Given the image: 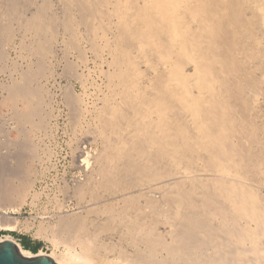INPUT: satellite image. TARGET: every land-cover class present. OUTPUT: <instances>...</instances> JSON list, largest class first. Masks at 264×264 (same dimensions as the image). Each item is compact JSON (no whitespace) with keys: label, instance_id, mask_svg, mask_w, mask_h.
Returning a JSON list of instances; mask_svg holds the SVG:
<instances>
[{"label":"bare ground","instance_id":"bare-ground-1","mask_svg":"<svg viewBox=\"0 0 264 264\" xmlns=\"http://www.w3.org/2000/svg\"><path fill=\"white\" fill-rule=\"evenodd\" d=\"M22 1L12 0L10 4L9 2H3V6H6V11L18 13L20 7L24 6L21 5ZM64 1L72 2V0ZM73 1L76 8L73 9H75L78 13L76 19L80 23L79 25H85L91 34H95V37L98 40L99 37H97V34L98 32H101V29L99 30V27L95 23V19L98 16L104 17L105 15L109 14L106 11L108 10L107 6L105 7V5L109 4V2L105 3V1L103 0ZM24 2L26 3V6H24V11L26 7V11L30 10L31 12L30 16L26 19V24L28 26L26 28L34 29L35 35L45 40L44 43L37 44L36 48L39 54L44 57H48V55L52 53V42L56 38V34L58 33V21L55 20L53 16H49L46 13L48 12L47 8L50 5L48 4L49 2L43 1L39 3V1L37 0H25ZM70 2L69 4L71 5ZM244 2L245 3H242L238 0H145V4L142 6H138L137 8L136 5L134 6L135 3L133 0H127V3L125 1V6H127V9L125 10L126 12L121 8L120 4L116 5V8L113 10L114 12H112L119 13L124 16V21L122 24L123 34H119L120 36H122V42H120L122 45L115 43V46H113V49L115 48V57L114 62L112 61V64L114 63L113 65L115 66V70L113 68L114 73L110 76L116 79L115 81L119 83L121 91L125 98L124 100L127 108L126 111L124 109L118 110L119 112H116L117 109L112 108L111 104H109L106 105L104 109H102L100 114H98L102 126L101 129H99L102 135L107 140L106 150L104 151L108 152L109 154L105 155V159H108L109 157L115 159V156L119 159L120 157H125V155L128 154V151H125V145H121L122 139H110L108 134L110 131H112V133H114L115 131L119 133L120 129H115L116 121L120 119H127L130 114L135 115L140 113V116L144 118L143 121L149 124L150 130L152 131V136L145 138L148 141L146 143H149V145H156L157 148L155 149L154 155L157 160H165H161L160 166L156 168L157 171L151 168L154 171H152V181L165 177L166 174H164L163 170L165 169L166 165H171L172 168V166L177 167V165L181 162L190 163L189 159L192 157V154L196 153L197 148L201 147V145V148H203L205 152L208 153V160L212 165H209L211 170L223 171L226 169L227 166L222 163V161H217L220 155H217L214 151L218 150L219 152H227L225 151V146H228L227 150H230L232 148L226 144V139L227 137H230L232 130L234 131V124H229L233 121L231 110L234 106L227 99L228 97H225L222 94L227 93L229 90H232L233 85V91H236V97L239 99L244 98L243 102L246 104V108H248L250 107L252 100H254V96L257 95L256 90L258 89L256 87L258 85L256 84L258 82L256 80L257 78L255 77V75H251L249 70H246L244 72L246 78L239 79L235 82V84H229L228 80H224L225 78H223V80L221 78L220 80V78L217 77L216 71L219 70L220 74H227V76H230L229 79L232 80L231 78L233 75H235L234 73L241 72L243 69L239 63L240 59L238 58V56L235 54H228L225 50L227 45L235 39V31H237H230L226 25L230 23L234 28L236 27L237 29H241L245 38L251 37L259 41V37H264V0H245ZM122 3L124 2L122 1ZM32 8H35L34 11L31 10ZM71 10L72 8L70 9L69 6L67 10L69 16L68 19L65 18L66 23L64 24V28L74 34L76 33L75 29H73L74 21H76V19H74L75 15L74 13V16L72 15ZM4 11L3 13L2 11H0V17L2 14H7L6 12L4 13ZM108 11L110 12V10ZM247 11L250 12L248 13ZM187 14L192 18L194 17L195 21L196 19H198L197 21L199 26H204V29H202L203 27L200 26L202 27L201 30H204L202 31L204 35L198 36V33L195 32L194 34H197V37H195V35L194 37L190 35V31L192 30V28H190L189 23L185 19V15ZM1 18L5 17L3 16ZM99 19H101V17H99ZM105 19L106 18H104V20ZM2 20L0 19V22ZM138 22H140L139 26L137 24ZM141 25H143V27ZM11 27L10 25L4 26L2 23H0V59L4 58L2 53V50L4 49L3 44L6 45L5 41H7L8 43V41H11V39L13 38L14 33ZM155 28H158L160 31H162L161 29H163L170 35L175 34L176 38L173 40L177 41V43L174 41L177 45L171 47L172 50L170 49L173 54H168V52L166 54V57H171L172 61L174 62H171L169 64L170 66L169 68H167V72L160 73L156 78V81L154 83L155 92L148 91L151 94L149 93L148 95V93L145 92L147 93L146 95L145 93L141 92V85L138 81V75L139 73H141L139 62H137V58H135L134 56V58L130 56L129 51L140 45L141 47L139 46V49L142 48V53L143 51L145 53L144 49L147 48V46H151L152 43L156 41L157 34H155ZM193 31H191V33H193ZM94 34H92V36ZM100 34L102 35V33ZM104 34H106V32ZM95 37H92L93 42L97 41L94 39ZM97 45L94 44V46L96 47L94 49L95 51H100V49H98L100 48L99 44ZM111 49L109 47V50ZM160 53L159 56L162 57ZM164 53L165 52L163 51V54ZM112 56H114V54ZM255 56L259 59V61H262L264 59V51L260 50L258 54H255ZM173 57H176V59H174ZM162 58L164 59V57ZM40 61L38 63V67L36 64L37 74L38 77H41L42 75L41 78H43V74L48 69L45 68V61L43 60V57L42 61ZM190 63L193 65L191 73L189 71L190 69L188 68V64ZM74 65L68 64L67 71L73 72ZM261 66H263V62H261ZM31 69L29 71L30 73L28 72V74H26L25 72L26 76L25 78L22 77L24 80L20 79L21 81L23 80L21 83L16 82L17 84L15 83L13 86L11 85L8 88L7 92L9 94V98H11L10 100H13L12 102H18L20 100L26 107L25 111H23L22 108L23 112H16L17 119L22 127H25L24 124L26 123H33L36 117L40 116L42 120L44 118L40 115L41 107L39 108L40 104H38V100L40 98L39 95H43V92L42 94H40L43 89L41 90L40 87L35 88L36 85H34L35 87H32L31 82H35V79L37 78H34L36 73L34 74V76L32 75V72H36V69H33L34 71L32 70V72ZM32 78L35 81H33ZM259 79V84H264V79ZM150 86L153 85L151 84ZM191 86H194L196 89H199L201 91L205 90L212 93V99L207 97L210 101H207L208 104L205 109V105L203 103L204 100L202 101V99L205 98H203L202 96L193 97L195 93H193L194 95L192 94L193 90L191 89H193V87ZM259 89L262 88L260 87ZM197 91L198 90H196V92ZM198 93L199 91L197 92V94ZM218 93H221L222 96H219ZM206 95H209V93ZM36 97H39L37 98L38 100L36 99ZM66 99L68 105L73 110H75L77 107L76 104L78 102L76 100V97L68 93ZM190 99L192 101V104H194L195 106H193V109L196 108V113L193 110V114L195 113L194 117H196L193 123V130H196L198 137H200L201 143L199 138L194 136L192 128L187 125L188 123L190 124V122L187 121L186 115L181 113L185 111L184 109L187 108V105H189V107L191 108V102L189 101ZM78 103H80V101ZM10 107L15 108L14 105H11ZM216 108H219L220 111H216ZM213 109L215 110L214 113ZM221 110L222 114L219 115V112H221ZM109 113H112V116H109ZM152 113H156L157 117L152 118ZM189 113L191 115V112ZM140 124L144 123L136 121L134 124L137 134H140ZM36 126L40 127L41 125ZM257 130L258 128H255L254 124L250 126L248 131L250 132V134L248 135L251 140L254 139V141H257ZM252 131H254L255 135L252 133ZM51 135L53 136V134ZM11 147L13 150H15V152L12 151L13 155L11 156L14 160H16V162L14 161L15 164L17 163L15 167H12L11 165L13 169L11 167L9 169L8 162H10V158L9 160H7L8 157H5L3 161L0 160V209L4 210V213L0 215V220L4 227L12 230L17 228L19 221L16 217L10 216L5 212L8 209L19 210L23 207V205H25V203H27L26 201L30 197L35 201L37 200L35 199L37 198V192L32 193L34 191V186L36 185L38 177V173L36 172L37 169H34V165L38 162L40 163L41 160L40 158L38 159L39 155L37 156V154L34 153L35 148L32 149L27 139L19 143L15 141V144L13 143ZM48 148L49 147H47V149ZM26 151H28L29 153ZM249 151L250 154L248 155L246 160H244L245 158L243 154H241L242 156L239 155L238 158L236 157V159H234L236 165L239 166V163L242 162L244 163V165L246 164L248 166L247 168H251L252 171L254 170L256 171V173H263L264 144H259L256 149H253L251 147ZM229 152L230 153L227 154L232 153L231 151ZM101 153L100 155H98L100 157L97 159L102 158ZM49 154L50 153H48V157ZM104 154L106 153H103V155ZM102 160L104 159L102 158L101 160H97L100 161V163L98 164L99 166L96 165L97 167H99H96V173L103 177L102 181L99 182V184L97 183L98 185L95 186V183V185L92 184L94 178H91L93 180L92 182H90L91 180L89 182L92 185H89V187H86V185H77L73 191V196H76L79 201H82V199L86 198L87 196H91V199L93 200H98L101 199L100 196L103 199V195L107 193V198H104L103 200H108V198L110 197V201H112V203H108L107 205L102 206L101 203V207L96 206V210L94 208L91 212L89 209L86 210L85 208H83L84 210H82L84 211V213L83 211L82 213H80L81 209L79 208V213L59 215L57 218L58 220L56 221V223L54 222V225L47 224L46 226V224L43 223L45 226H39L40 229L37 233V236L42 237L52 243V246L54 247L53 256L56 263L169 264V261L171 262V264H264V242L261 241L264 240L262 238L264 236V198L260 199L261 195H258V193H256L255 191H249L248 188H246L248 190L244 189L245 186L242 191L239 190V187L236 188L235 186H233V188L235 190L237 189V191L239 192L233 194V191H230L232 190V187L224 183L219 187L218 195L221 194L225 196L230 203L229 206L220 205L218 201L214 200V197L212 196L214 194L211 193L209 194L194 192L196 195H200L201 197V200L196 201L194 199L195 194H182L174 191L172 188L170 197L174 196L176 199H174L175 202L166 210L167 213L164 212L167 215L166 217H168V219L175 222L176 229L174 235H172V243H169L164 239H159V232L156 233L155 229L147 230V226L140 223V220L137 219L133 221L132 224L125 225L124 234V230L122 231V235H124V239L127 241V243L130 242V246H134V249L136 248L134 253L130 254L128 250L126 248H123L122 246L120 248L119 243H106L104 239L106 237L105 235H109V233L113 232V220L115 221V218H119V216L121 215H127L130 209L134 210V208L136 207L135 203L133 204L131 202V200L135 196L133 195V192L129 191L133 190V187L137 183H135L134 177L128 176L127 178L125 169L116 168L114 170L113 166L109 167L106 161L105 163H103L104 161ZM159 160L157 161V163L159 162ZM95 161L92 162L94 163ZM182 165L185 164L183 163ZM231 166L229 167L231 168ZM234 167L235 166H233L232 168ZM179 168L181 169V166ZM174 169L172 171L173 173ZM176 169L178 170V167ZM222 173L226 174V172L224 171ZM229 173L227 174L228 176L233 175L231 173V175H229ZM88 178L89 177L87 175V179ZM87 179L86 181H88ZM146 179L140 178V186L143 182H145ZM227 184H230V182L228 181ZM216 190L218 189L216 188ZM67 191L69 192V189ZM101 192L104 194H102ZM116 195H119V198H121L122 201L126 203L124 205V208L123 206L121 207V209L117 208V215L111 214L112 210L109 207L113 206V202L116 199L114 200L112 197H115ZM150 197V200L152 201V199L154 198H152V196ZM94 203L92 206L95 205ZM62 204L64 205V203ZM130 204H133L134 206H131ZM96 211L100 212V216L104 214L106 217L103 216L102 219L100 218L99 220H97L99 216L97 217L95 215L97 217H95V219L91 216V213ZM216 219L219 220L222 224V227L219 229L224 234V237L220 236V234L218 233L219 230L211 224V222ZM50 221L47 222L49 223ZM243 221H245L246 223H243ZM253 223H256V228L252 227L254 226L252 225ZM131 229H133V231ZM222 239L224 242L220 243V240ZM0 240L12 241L17 244L20 252L24 256L31 255L26 250H23L21 246L15 241V239L10 235L4 236L3 238H0ZM123 243H125V241H123ZM209 244L214 245L213 249L215 251V254L209 256L207 262L201 259L196 254V251L206 248L207 246H209ZM116 248H120L121 256L119 258H122L120 259L122 261L115 260L118 256H114L115 259L113 260L108 257L109 254H107V251L115 250V252L117 253ZM163 252H166L167 257L172 258V260L170 261L168 260V258L162 257L161 253ZM249 253L252 254L254 258L248 259L247 256L250 257L248 255Z\"/></svg>","mask_w":264,"mask_h":264},{"label":"rangeland","instance_id":"rangeland-1","mask_svg":"<svg viewBox=\"0 0 264 264\" xmlns=\"http://www.w3.org/2000/svg\"><path fill=\"white\" fill-rule=\"evenodd\" d=\"M11 1L0 0L1 3L0 11H2L3 13V11L5 10L4 13L6 12L8 14V15L7 14L1 15V17L4 16L5 18L0 17V19L1 20L4 19L5 21L2 20L0 23H2L4 26L7 25L8 26L10 25V27L13 26L11 27V29L14 33L11 41H8V43L7 41H5L6 45L3 44L4 52L2 50V53L4 58L0 59V160L3 161L5 157H8L7 160H9L10 158L9 160L10 162H8L9 169L11 165L12 167H15V165L17 164V163L15 164L16 160H14L11 157L13 155L12 151L15 152V150L12 149L11 145H13V143L15 144V141L19 143L27 139L32 149L35 148L34 153L37 154V156L39 155L38 159L40 158L41 161L39 160L40 163L38 162L34 165V169L35 168L37 169L35 170L38 173V177H37L36 185L34 186V191L32 193L37 192L36 193L37 198H35L37 200L35 201L33 198L30 197L27 199L26 201L27 203H25V205H23V207L20 208L19 210L8 209L5 212L10 216L16 217L19 221V224L17 228L11 230L4 227V225L0 220L1 238L7 235L12 236L23 250H26L31 254L30 256L27 257H31L33 255L45 254L54 259L53 256L54 247L52 246V243H50V241L42 237L37 236L40 227L42 225L45 226L43 223H45L46 226L47 224L54 225L58 220L57 218L59 215L79 213L80 209H81L80 213H82V211L84 210L83 208H85L86 210L89 209L91 212L94 208L96 210L97 208L96 206H100L101 203H102L101 206L107 205L108 203H112V201H110V197L108 198V200L105 201L103 200L104 198L105 199L107 198L106 196L107 193L104 194L102 192L101 193L104 194L103 199L100 196L101 199L98 200L94 199L95 201L91 199L92 198L91 196H87L86 198L82 199V201L81 200L79 201V199L76 196H73L74 195L73 191L77 185L78 186L86 185V187H89V185L96 184L95 186H97L99 182L102 181L103 177L100 176L98 173H96L97 168H99L97 166H99L98 164L100 163V161L97 160H101L102 158L104 159L102 160L104 161L103 163H105L106 161L109 167L112 166L114 167V170L116 168L125 169L126 170L125 172L127 173V178L128 176H132L135 178V183H137L133 187V190L129 191V192H133V195L135 196L131 200V202L133 204L135 203L136 207L134 208V210L130 209L127 215L120 214L121 216H119V218L118 217L115 218V221L113 220L114 222L113 232L109 233V235L106 234L105 235L106 237L104 238L106 243H116V244L119 243L120 248L121 246L123 248H126L130 254L134 253L136 248L134 249L133 248L134 246L133 247L130 246L129 241H128L129 243H127V241L124 239V235H122V231L124 230L125 225L132 224V222L135 221L136 219L140 220V223L147 226V230L155 229L156 233L159 232L158 233L159 239L162 240L164 239L165 241L172 243V235H174L176 229L175 222L168 219V217H166L167 215L164 213V212L167 213L166 210L170 205H172L175 202L174 199H176L174 196L170 197L172 188L174 191H177L182 194L194 195L195 194L194 192L214 194L212 195L214 197V200L218 201V203L223 206L230 205L228 199L225 196L221 194L218 195L219 187L222 186L223 183L232 187V190L230 191H233V194L238 192L237 189L235 190L233 188V186H235L236 188L239 187L240 191H242V189L245 186L244 189L248 188L249 191L251 190L255 191L256 193H258V195H261L260 199L264 198V178H263L264 172L256 173V171L254 170L252 171L251 168H247L248 166L246 164L244 165V163L241 162L239 163V166H237L234 161V159H236V157L238 158L239 155L242 156L241 154H243L245 158L244 160H246V158L250 154L249 149L251 147L253 149H256V147L259 146V144L260 145L264 144V84H259V80H260L259 78L264 79V59L262 61H259V59L255 56V54H258L260 50L264 51V37L261 38L259 37V41L251 37L245 38L241 29H237L236 27L234 28L230 23L226 25L230 31H235V30L237 31H235L236 32L235 39L227 45L225 50L228 54H235L238 56V58L240 59L239 63L243 69L241 72L234 73L235 75L232 76L231 78L232 80L229 79L230 77L229 75L227 76V74L226 75L220 74L219 70L216 71L217 77H219L220 80L221 78L222 80L223 78H225L224 80H228L229 84H235V82L238 81L239 79L246 78L244 72L246 70H249L250 74L251 75L253 74V76L255 75V77L257 78L256 80L258 81L256 83L258 84L256 86L258 88L256 90L257 95L254 96V100H252V103L248 108H246V104L243 102L244 98L239 99L236 97V91H233L234 88L233 85H232L233 87L232 90H229L227 93L222 94L223 96L228 97L227 99L234 106L232 107L231 110L233 121L232 123H229V124H234V131L232 130L230 137H227L229 141L226 139L227 142L226 144L229 145V147H232L231 149L233 150L231 149L227 150L228 146L227 147L225 146V151L227 152H221V151L219 152L218 150L214 151L217 155L218 154L220 155L217 161L218 162L222 161V163H224L228 167V168L226 167L227 169V170L225 169L226 171L223 170L224 172H226V174L222 173L223 172L222 170L215 171L210 169L209 165L211 164L209 163L208 160V153L205 152L203 148H201L202 147L201 145V147L197 148L196 153L192 154V157L189 159L190 163L181 162L180 164L177 165L178 170L176 169L177 167L172 166V168L173 167L175 168V169L173 168L174 173L172 172L173 169L171 168V165L169 166L166 165L165 169L163 170L164 174H166L165 177L152 181L153 180L152 174L154 172L153 170L157 171L156 168L160 166L161 160L162 161L165 160L158 159L159 162L157 163L158 160L154 155L155 149L157 148L156 145H149V143H146L148 141L145 138L151 137L152 131L150 130L149 124L143 121L144 118L140 116V113L135 115L130 114L129 117H127V119H120L116 121L115 129L118 130L120 129L119 133H117V131H115L114 133H112V131L110 132L108 131L109 138L116 140L122 139L121 145L122 144L123 146L125 145L124 146L125 151L126 152L128 151V154L125 155V157H120L119 159L116 158V156L115 159H113L112 157H109L108 159L104 158L105 155H108L109 153L104 151L106 150L107 140L100 131L102 126H101L100 118L98 117V114H100L102 109H104L106 105L109 104H111L112 108L117 109L116 112H119L118 110H124V109L126 111L127 108V105L124 100L125 98L121 91V87L119 83L115 81L116 79L110 76L111 74L114 73L115 70L114 68L115 66L113 65L114 63L112 64V61L114 62V57H115V50H114L115 48L113 49V46H115V43L122 45L120 43L122 42V38H121L122 36L120 35L123 34L122 24L124 21L123 19L124 16L119 13H113L114 12L113 10L116 8L117 4H120L121 8L125 11L127 9V6H125V1L127 3V0H120V2L119 0H107V1L103 0L105 1V3L109 2V4H106L105 7L107 6V9L110 10V12L105 9L109 13L108 15H105L104 17L103 16L96 17L95 23L99 27V30L101 29L100 33H102V35L98 32L97 37L99 38L97 40L95 34L92 33L94 34L93 35L95 37L94 39L97 40V41L94 40L95 42H93V38H92L93 36L88 30V28L85 25L84 26L79 25L80 23L76 19L78 13L75 10L76 8L73 0L72 2L70 1L65 2L64 0H37L39 1V3L43 1L49 2L48 4L50 5L48 6L47 8L48 12L46 13L49 16H53L55 20L58 21L57 24L59 25L58 33H57L58 35L56 34V38L52 42V48H53L52 53L49 54L48 57L47 56L44 57L41 54H39L36 48L37 44L44 43L45 40L36 36L34 33L35 31L34 29L28 28L29 29L28 30L26 28L28 27L26 24V19L30 16L31 12L30 10L26 11V7L24 11V6H26V3L24 2L25 0L23 1L21 0L22 1L21 5L24 6L20 7L18 13L12 11H10L11 12L10 13L9 11H6L5 9L6 6L5 7L3 6L4 4L3 2L6 3L9 2L10 4ZM122 1L124 3H122ZM133 1L135 3L134 6L136 5L137 8L138 6H142L145 4V0H133ZM219 1H225V0H219ZM238 1L245 3L244 2L245 0H238ZM69 2L71 3V5L69 4ZM69 6L70 9L72 8L71 10L72 15L73 13L75 15L74 19H76V21H74V28H73L75 29L76 33H74L75 32L74 31L73 32L74 34H72L70 31L64 28L66 19H68L69 16L67 12ZM34 9L35 8H32L31 10L34 11ZM247 12L249 13L250 11ZM99 17H101L102 20L99 19ZM104 18L106 19L104 20ZM185 19L189 23L190 28H192L191 31L194 30L193 33H191L190 31V35L192 37H194V35L195 37H197V34H194V32L198 33V36L204 35V33L202 32L204 30H201L202 27H203L202 29H204V26L202 25H200L202 27L199 26L197 21L198 19H196L197 21L196 22L195 18L194 17L192 18L188 14L185 15ZM137 24L139 26L140 22H138ZM141 26L143 27V25ZM161 30L162 31H160L158 28H155V34H157L156 41L153 42L151 46H147V48L144 49L145 53L144 51L142 53V48H140L141 50L139 49L140 45L129 51L130 56L132 57L134 56L135 58H137V62H139V66H140L139 68H141L140 69L141 73H139L138 75V81L141 85L140 90L142 93L147 92L148 95L150 92H155L154 83L158 75L160 73L167 72V68H169L170 66L169 64L171 62H174L172 61L171 57H166V54L167 52L168 54H173V52L171 51L172 50L171 47L177 45L176 44L177 41L173 40L176 38V35L175 34L170 35L167 32H165L163 29ZM105 32L106 34H104ZM113 38H115L116 40ZM94 44L95 45L99 44L100 48L98 49H100V51L99 50L98 51L96 50L97 52L95 51L94 48L96 47L94 46ZM109 47L110 49L112 48L113 50L112 49L109 50ZM160 49L162 54L160 53ZM163 51L165 52L164 54ZM159 53L160 55H162V57H164V59L161 56H159ZM111 54L112 55L114 54V56H112ZM42 57L43 60L45 61V68L48 69L43 74V78H41L42 75L41 77H38L37 74L38 63L40 60L42 61ZM173 58L176 59V57ZM161 59H163L164 61ZM261 62H263V66H261ZM68 64H72V65L75 64L73 67V72L67 71ZM188 68L190 69L189 71L191 73V69L193 68V65L191 63L188 64ZM30 69L31 72L33 69L34 70L36 69L35 70L36 72L34 73L32 72L33 76L36 73L35 74L36 77L34 76V78H37L35 79L36 81L32 78V80L35 81V82H31L32 87L36 85V87L34 86L35 88L40 87L41 90L43 89L40 92V94H42L43 92L44 96L39 95L40 98L36 97V99L39 98V100L38 99L37 100H38V104H40L39 108L41 107L40 115L44 118L42 120L40 116H39L40 118L36 117L33 123H26L24 124L25 127H22V125H20L17 119L16 112H21L22 108L23 111H25L26 107L24 106L23 102H21L20 100L18 102L16 101L12 102L13 100L12 101L10 100L11 98H9V94L7 92H8V88L11 85L13 86L16 82L21 83L24 80L23 78H25L26 74H28V72L30 71ZM20 79L23 80L21 81ZM151 84L153 86H150ZM191 87H193V89H191L193 90V92L191 91L192 94L195 93V95L193 94L194 95L193 97L202 96L203 98H205L202 99V101L204 100L203 103L205 106L204 105L203 106L205 109L208 104L207 101L208 102L210 101L209 98L211 99L213 98L211 97L212 93L207 92L205 90L201 91L199 89H196L194 86ZM260 87L262 89H259ZM196 90L199 91L198 94H197L198 91L196 92ZM67 92L75 96L78 102L80 101V103L77 102L76 104L77 107L75 110H73L68 105L66 99L68 96ZM147 93L145 94L147 95ZM208 93L209 95H206ZM218 95L222 96L221 93H218ZM189 101L192 104L191 99ZM10 104L14 105L15 108L13 107L11 108ZM191 104H190L191 108L189 107V105H187L186 109L188 111L184 109L185 111L181 113L186 115L187 121L190 122V124L188 123L187 125L193 130L194 127L193 123L196 119V117H194L196 113L195 111L196 108L193 109L195 106L194 104L192 105ZM193 110L195 111L194 114H193L194 112ZM217 110H219V108H216V111ZM189 112H191V115ZM214 112L215 110L213 109V113ZM221 114H222V110L221 112H219V115ZM109 116H112V113H109ZM151 117L152 118L157 117L156 113H152ZM134 120L135 122L137 121L140 123L141 122L144 123V124H140V134L136 133ZM252 124H254L255 128H258V130L256 131V136H257L256 138H258L257 141H254V139L251 140V138L248 135L250 134V132L248 131ZM36 125L39 126L41 125L40 126L41 128ZM252 133L254 134V131H252ZM51 134H53V136ZM193 134L194 136L198 137L196 130H193ZM198 138L200 140V137ZM46 146L49 148L47 149ZM229 151H231L233 154L232 153L227 154L230 153ZM101 152L106 154L103 155V153ZM42 153L45 154L43 155ZM48 153L51 154V155L49 154V157H48ZM100 153L102 158L97 159L100 157L98 156L100 155ZM188 158H189V153H188ZM94 159L97 160L95 161ZM92 161L95 162L93 163ZM183 163L185 165H182ZM231 165L235 167L232 168L233 166ZM180 166L181 169L179 168ZM229 166H231V168ZM87 169H89L90 171ZM84 170L87 172H85ZM229 172L233 175H231ZM86 173L89 177L88 179ZM228 173L231 176H228L227 175ZM85 178L88 181H86ZM91 178H94L93 182H92L93 179ZM140 178H144V179L147 178L145 182L142 183L141 186H140ZM226 180L227 183L229 181L230 184H227ZM89 181L92 182V184ZM67 188L69 189V192L67 191L68 190ZM216 188L218 190H216ZM150 196L154 198L152 199V201L150 200L151 199ZM194 197L196 201L201 200L200 195L198 196L195 194ZM112 198L116 200L113 202L114 203L113 206H109L110 209L112 210L111 214L117 215V208L121 209L122 206L124 208V205L126 203L122 201L121 198H119V195H116L115 197ZM93 201L96 203H94ZM62 203H64V205ZM93 203L95 204L94 206H92ZM133 204L130 205L134 206ZM3 213L4 210L0 209V215ZM91 214L90 215L94 218L96 216L97 217L99 216L97 220H99L100 218L102 219L103 216H105L104 214L100 216V212L98 211L93 212ZM47 221L50 222L48 223ZM243 223L246 222L243 221ZM211 224L216 229L219 230L218 233L220 234V236L224 237V234L219 229L222 227L221 222L216 219L213 220ZM252 225H254L252 226L253 228H256L257 226L256 223H253ZM131 230L133 231V229ZM124 232L125 230L123 231V234ZM262 238L264 239V236ZM25 239L30 241L31 244L33 245L39 244L37 253H34L33 251L24 248L23 240ZM123 241H125V243H123ZM261 241L264 242V240ZM221 242L222 243L224 242L223 239L220 240V243ZM213 247H214L213 244H209V246H207L206 248L196 251V254L201 259L208 262V257L215 254ZM120 248L119 249L116 248L117 253L119 252L118 254L115 252V250L112 251L108 250L110 252L107 251V254H109V256L108 255L107 256L110 257V259L112 260L115 259L116 256H118L115 260L122 261L120 260L122 258H119L121 256ZM161 255L164 258H168L166 252L161 253ZM248 255L250 256V257L247 256L248 259L254 258V256L250 253ZM168 260L171 261L172 258H168ZM168 263L171 264V262L169 261Z\"/></svg>","mask_w":264,"mask_h":264},{"label":"water","instance_id":"water-1","mask_svg":"<svg viewBox=\"0 0 264 264\" xmlns=\"http://www.w3.org/2000/svg\"><path fill=\"white\" fill-rule=\"evenodd\" d=\"M0 264H58L47 255L24 256L12 241H0Z\"/></svg>","mask_w":264,"mask_h":264},{"label":"trees","instance_id":"trees-1","mask_svg":"<svg viewBox=\"0 0 264 264\" xmlns=\"http://www.w3.org/2000/svg\"><path fill=\"white\" fill-rule=\"evenodd\" d=\"M23 245H24V248L27 249V250H31L33 251L34 253H37L38 251V248H39V244L38 245H33L31 244L30 241L28 240H23Z\"/></svg>","mask_w":264,"mask_h":264},{"label":"built area","instance_id":"built-area-1","mask_svg":"<svg viewBox=\"0 0 264 264\" xmlns=\"http://www.w3.org/2000/svg\"><path fill=\"white\" fill-rule=\"evenodd\" d=\"M3 237V236H2ZM1 238V237H0ZM1 241V240H0Z\"/></svg>","mask_w":264,"mask_h":264}]
</instances>
